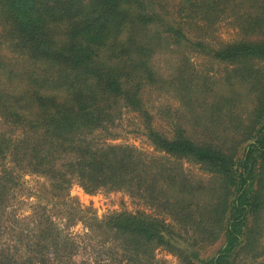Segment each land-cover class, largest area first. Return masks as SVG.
<instances>
[{"label": "trees", "instance_id": "obj_1", "mask_svg": "<svg viewBox=\"0 0 264 264\" xmlns=\"http://www.w3.org/2000/svg\"><path fill=\"white\" fill-rule=\"evenodd\" d=\"M203 8L230 9L239 36L212 44L193 32ZM162 37L251 80L250 110L229 120L238 138L211 136L233 93L193 116L198 138L180 122L187 111L167 122V134L153 125L145 90L166 80L153 61ZM177 60L167 81L186 100L185 57ZM125 112L151 152L107 142ZM182 160L215 181L186 179ZM23 174L45 180L24 212ZM73 183L86 193L126 191L150 211L98 218L69 196ZM263 209L264 0H0V264H155L157 247L183 264H231L247 219ZM176 222L197 234L180 233ZM218 236L212 256L192 249Z\"/></svg>", "mask_w": 264, "mask_h": 264}, {"label": "rangeland", "instance_id": "obj_2", "mask_svg": "<svg viewBox=\"0 0 264 264\" xmlns=\"http://www.w3.org/2000/svg\"><path fill=\"white\" fill-rule=\"evenodd\" d=\"M204 9L201 26L192 25L193 32H201L209 42L219 40L221 42L229 41L239 36V31L235 27L236 24L230 15V9L227 12ZM241 9V8H240ZM232 11L238 12L236 8ZM235 25V26H234ZM236 28V29H235ZM183 56L184 77L188 81L187 99L183 98V93L178 87L177 83L167 81L170 69L175 67L177 59ZM154 66L158 73L166 79L160 84L148 86L146 89L145 98H147V106L153 114V125L158 130L169 133L168 121L173 117L180 115L182 111L188 112L187 119H180L183 123L187 134H191L192 138H198L194 133L196 124L193 116L198 114L202 108L208 110L207 104L219 100L221 96L235 95L237 99L234 106L231 107L228 117H219L218 122H213L214 127H221L218 131L211 133L214 138L235 137L238 138L236 132L229 126L236 121H229L236 118H243L252 106V84L251 80L238 79L236 74L231 73L230 67L216 60H213L202 54L189 51V49L179 48L170 43V39L162 37L159 43L155 42ZM255 67L262 63L252 62ZM228 73V74H227ZM227 74V75H225ZM227 76V79H226ZM238 93V94H237ZM203 102V105H200ZM205 109V110H206ZM182 112V114L184 113ZM173 114V116H172ZM209 114V112H208ZM219 114H225L221 112ZM204 118H206L204 116ZM207 119V118H206ZM210 120V119H209ZM135 117L130 112H125L117 121L115 130L117 136L108 139L111 143H124L135 146L144 152H151L152 146L145 139L143 135L136 131ZM224 122V123H223ZM227 129H223V127ZM182 169L186 179L192 182H200V184L208 185L215 180L202 170L197 164L186 162L182 160V164H178ZM175 166V165H174ZM181 171V170H180ZM23 186L21 190V197L17 198L19 201V208L22 212L25 211L29 203L34 202L33 194L41 185H45V180L34 174H23L20 177ZM20 192V191H19ZM29 192L31 196L25 199L23 194ZM69 196L75 198L80 204L89 206L94 210L95 215L100 218L104 214L118 210H145L150 211L146 203L137 197L128 194L126 191H114L100 189L93 193L84 192L77 184L73 183L69 187ZM169 221L168 217H165ZM80 225L77 223L72 227L73 231H78ZM174 229H180L182 234H197L190 228L179 225L177 222ZM188 230V231H187ZM222 242L221 236L211 242L206 241L200 245H192V249L196 250L199 257L207 258L214 254ZM247 243H249L247 245ZM182 248L181 245H179ZM198 264L196 261H192ZM155 264H183L180 257L176 253H171L162 247H157L154 250ZM231 264H264V209L259 213L256 222L252 218L246 221L245 229L243 231V241L237 249Z\"/></svg>", "mask_w": 264, "mask_h": 264}]
</instances>
